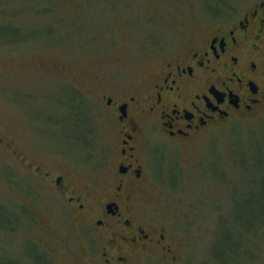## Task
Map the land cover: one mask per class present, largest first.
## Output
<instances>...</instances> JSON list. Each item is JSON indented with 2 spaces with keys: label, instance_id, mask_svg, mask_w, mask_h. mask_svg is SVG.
Listing matches in <instances>:
<instances>
[{
  "label": "rangeland",
  "instance_id": "1",
  "mask_svg": "<svg viewBox=\"0 0 264 264\" xmlns=\"http://www.w3.org/2000/svg\"><path fill=\"white\" fill-rule=\"evenodd\" d=\"M258 1L0 0V264H87L88 251L56 194L7 143L47 166L68 167L78 183L102 182L110 156L95 80L112 69L143 74L154 61L152 38L187 41ZM161 142L146 198L159 200L179 264H264V227L248 241L240 222L237 234L231 230L264 191V109L193 145ZM234 245L242 253L223 262Z\"/></svg>",
  "mask_w": 264,
  "mask_h": 264
},
{
  "label": "flooded vegetation",
  "instance_id": "2",
  "mask_svg": "<svg viewBox=\"0 0 264 264\" xmlns=\"http://www.w3.org/2000/svg\"><path fill=\"white\" fill-rule=\"evenodd\" d=\"M209 30L171 44L152 38L154 61L143 74L112 69L95 80L110 156L102 182L78 183L68 167L47 166L7 143L84 233L87 264H179L180 245L156 210L159 200L146 198L161 140L193 145L264 109V0Z\"/></svg>",
  "mask_w": 264,
  "mask_h": 264
},
{
  "label": "trees",
  "instance_id": "3",
  "mask_svg": "<svg viewBox=\"0 0 264 264\" xmlns=\"http://www.w3.org/2000/svg\"><path fill=\"white\" fill-rule=\"evenodd\" d=\"M81 136L85 139L83 134H80V137ZM262 193L263 194L260 196L261 197L260 200H257V199L254 200V201L253 200L252 201L248 200V202H246L247 210L249 211L248 213H250L251 215L248 216L246 214V210L245 209H244L245 210V214H246L245 217H244L245 214L241 215V216L240 215L237 216L236 213H235V215H236L235 216V220L232 222V225H231V227H232L231 230L235 231L236 234H237L238 231L240 230L239 229V227H240L239 222H240L241 225H242V230H244V231H239V232H244L247 241L251 237L250 233H253V231H255L257 229H262L264 227V191ZM243 224H245L246 227H244ZM232 234L233 233H231V235ZM238 246L237 245L233 246V252H231L232 254L229 255L228 257H226L227 256L226 255L224 257V261L223 262L227 261V262H231L232 263L239 257V255L242 253V251L239 249ZM248 251H249V249L245 250V252H248Z\"/></svg>",
  "mask_w": 264,
  "mask_h": 264
}]
</instances>
